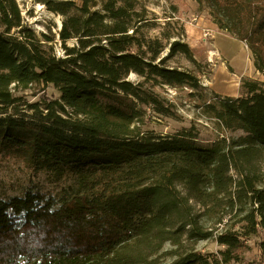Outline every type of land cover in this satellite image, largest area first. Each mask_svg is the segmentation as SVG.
<instances>
[{
	"label": "trees",
	"instance_id": "16d2710c",
	"mask_svg": "<svg viewBox=\"0 0 264 264\" xmlns=\"http://www.w3.org/2000/svg\"><path fill=\"white\" fill-rule=\"evenodd\" d=\"M41 2L62 17V56L55 38L25 24L17 0H0V153H22L33 173L74 184L57 198L30 187L0 198V264L239 263L259 235L264 264V82L206 106L238 138L205 147L187 131L143 135L135 105L102 99L123 93L163 114L129 77L198 90L195 75L167 65L191 59L188 46L146 35L150 13L139 0ZM198 2L247 44L264 76V0ZM35 85L60 98L43 93L27 114L19 94ZM210 239L226 248L197 249Z\"/></svg>",
	"mask_w": 264,
	"mask_h": 264
},
{
	"label": "rangeland",
	"instance_id": "374dc122",
	"mask_svg": "<svg viewBox=\"0 0 264 264\" xmlns=\"http://www.w3.org/2000/svg\"><path fill=\"white\" fill-rule=\"evenodd\" d=\"M42 0H17L25 24L37 35L47 34L55 38L54 49L58 56L63 55L59 32L62 17L50 12ZM150 13L151 26L144 32L151 38L160 39L166 46L173 41L186 44L191 59L178 54L167 65L180 71L190 72L200 82L198 90L190 88H171L153 86L137 75H131L129 81L141 85L146 96L156 98L163 114L157 113L153 106L138 102L123 93L108 95L104 103L135 105L142 113L141 133L149 136H173L182 132H191L201 146L227 138L232 140L243 134L225 131L206 111L209 103L218 98H239L244 94L243 86L248 81L263 83L264 76L256 66L255 55L245 42L229 30L222 29L217 23L212 7L198 0H139ZM70 41L68 45H73ZM167 54V51L165 55ZM46 93L50 98L59 99V91L52 85L34 86L32 90L21 93L23 112L29 114L25 104L40 100ZM53 174L33 173L25 162L22 153H0V198L23 195L30 187L36 192L59 197L66 188L74 184V178L58 181ZM262 235L252 236L249 248L243 252V261L230 264H259L257 242ZM171 247L167 244L164 250ZM226 247L219 246L214 239L199 242L197 249L209 254L219 255ZM168 260L164 264H168Z\"/></svg>",
	"mask_w": 264,
	"mask_h": 264
},
{
	"label": "water",
	"instance_id": "95a60500",
	"mask_svg": "<svg viewBox=\"0 0 264 264\" xmlns=\"http://www.w3.org/2000/svg\"><path fill=\"white\" fill-rule=\"evenodd\" d=\"M62 27V26H61ZM61 29V28H60Z\"/></svg>",
	"mask_w": 264,
	"mask_h": 264
}]
</instances>
